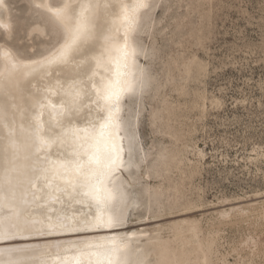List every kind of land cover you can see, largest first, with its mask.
<instances>
[{"label":"rangeland","instance_id":"obj_1","mask_svg":"<svg viewBox=\"0 0 264 264\" xmlns=\"http://www.w3.org/2000/svg\"><path fill=\"white\" fill-rule=\"evenodd\" d=\"M34 5L0 9V45L21 57L57 38ZM151 5L136 33L145 87L123 113L135 149L123 230L143 233L145 264L164 249L182 264H264V0Z\"/></svg>","mask_w":264,"mask_h":264},{"label":"snow or ice","instance_id":"obj_2","mask_svg":"<svg viewBox=\"0 0 264 264\" xmlns=\"http://www.w3.org/2000/svg\"><path fill=\"white\" fill-rule=\"evenodd\" d=\"M3 6L4 0H0ZM34 6L48 13L56 41L39 59L22 60L10 48L0 47V81L17 75L28 77L38 71L55 77L62 67L77 62L83 67L69 88L59 80L58 87H54L49 80L46 94L33 98L35 111L31 115L35 123L21 126L24 144L14 127V118L9 122L7 104L0 108V125L6 130V135L0 137L3 151L7 154L11 149L15 155L24 149L27 161L24 171L13 166L0 177V241L12 240L29 229L40 236L94 233L30 249L31 260L33 264H127L122 254L138 241L134 232L120 231L127 222L121 206L127 208L133 195L123 182L115 183L127 167L121 136L125 123L122 108L127 97L142 93L145 87L144 72L138 70L134 36L152 5L149 0H63L58 5ZM102 18L111 21L107 33L101 30ZM9 27L0 24V29ZM101 37L102 45L98 44ZM13 172L17 173V183L32 187L42 179L50 199H61L53 198L52 191L70 201L79 202L82 197L83 202L95 205L96 214L82 221L22 219L24 212L16 200ZM18 251L0 248V264H21L13 256Z\"/></svg>","mask_w":264,"mask_h":264},{"label":"bare ground","instance_id":"obj_3","mask_svg":"<svg viewBox=\"0 0 264 264\" xmlns=\"http://www.w3.org/2000/svg\"><path fill=\"white\" fill-rule=\"evenodd\" d=\"M152 0H149L151 4ZM34 4L36 3H51L53 5H58L63 2V0H57L56 2H52L51 0H32ZM105 0H101V3H104ZM109 3H115L116 0H107ZM0 9H4L0 7ZM42 9V8H41ZM46 14L47 18L53 24L52 20L50 19L48 13L42 9ZM4 13V11H3ZM0 24L8 25V16L5 12L3 18H0ZM102 26L101 30L103 33H107L109 28L111 27V21L109 18H102L100 21ZM115 36V33H113ZM121 40L123 39L122 33L119 37ZM56 41V40H55ZM135 46L138 48V55H137V65L138 70L142 69L144 72V65L142 60L144 59V55L141 52L140 45L136 39V34L134 36ZM55 43V42H54ZM53 43V44H54ZM52 44V45H53ZM98 44H103V38L101 37ZM52 45L45 49L42 53L32 56V57H21L18 58L22 60H27L29 58L32 59H39L41 55L47 54V52L51 49ZM0 47H7L4 44H1ZM9 48V47H8ZM12 49V48H11ZM99 50V48H97ZM79 62L68 65L66 67H62L60 72L55 76H47L41 74L39 71L34 73L31 76L24 77L21 75H17L11 79H4L0 81V108L4 106L6 103L8 106V119L11 123L13 118L15 120L14 127L16 128L18 137L20 138L21 144H24L23 133L21 131V126L23 125L25 128L28 125H34V121L32 119L31 113L35 111L34 107V97L43 96L46 94V83L47 81L51 80L52 85L54 87H58L57 80H59L64 88H69L72 84L73 78L77 76L80 68H82ZM81 86L82 85H78ZM90 87V86H89ZM137 96V95H135ZM135 96L127 97V100H133ZM52 99H58L57 97H52ZM125 102L122 108V116L124 117L125 111ZM47 120V117H45ZM124 126L123 130L121 131V136L124 137L123 145H124V158L127 163V167L122 169V175L118 177L115 183L120 184L123 182L125 184V180L122 179L124 173L130 169L132 165V161L134 158V145L131 141V135L127 131L128 122L127 119L124 117ZM6 135V130L0 125V137ZM4 142L0 140V177L6 176V170L11 169L13 166L19 168L21 171H24L23 166L27 163L25 160L26 151L21 149V151L17 154H13L12 150L9 149L8 153L5 154L3 151ZM47 155V151L45 152ZM11 175L14 177L13 186L16 190V200L18 206L23 209L24 215L22 219L24 220H43L47 221L49 218L52 221H56L57 219H69V220H77L82 221L84 219L90 218V216L96 214V207L95 205H91L90 202H83V198H79V202L77 200H69L68 197L62 196L60 193H56L55 191L51 192V196L53 198L60 196L61 199H50L49 198V189L45 185V182L41 179L36 181V187H32L27 183H17L15 177L17 173L13 172ZM5 187L7 184L5 182ZM23 200H27L28 203H23ZM129 206V204H128ZM127 206V207H128ZM121 210L126 213L127 208L121 206ZM7 211V209H5ZM39 227V225H37ZM105 231V230H100ZM120 231L123 230V225L121 226ZM136 234L135 239L140 242V238L142 236V232L139 231H131ZM94 233H62L57 236H40L36 235L32 232L31 229L24 231L22 235L18 234L12 240L8 241H0V248H14L20 251L14 252L13 256L21 261V264H33L31 260L32 253L28 250L30 249H37L41 248L46 244H54L57 241H66L68 239H75L77 237H82L86 235H93ZM129 237H125L128 239ZM137 243L133 244L132 247L128 251L122 254V259L127 262V264H145L146 254L145 253H138L140 248ZM170 250L164 249L160 252V256L162 258V262L160 264H182L183 260L177 259L176 255L169 256Z\"/></svg>","mask_w":264,"mask_h":264}]
</instances>
